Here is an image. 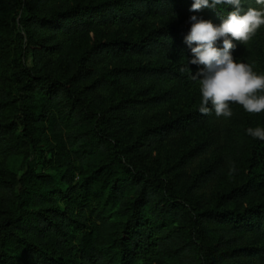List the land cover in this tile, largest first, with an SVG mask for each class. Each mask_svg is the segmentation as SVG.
Wrapping results in <instances>:
<instances>
[{"label":"trees","instance_id":"obj_1","mask_svg":"<svg viewBox=\"0 0 264 264\" xmlns=\"http://www.w3.org/2000/svg\"><path fill=\"white\" fill-rule=\"evenodd\" d=\"M22 5L0 0V264H264V88L226 77L264 0ZM32 150L53 170L9 168Z\"/></svg>","mask_w":264,"mask_h":264},{"label":"rangeland","instance_id":"obj_2","mask_svg":"<svg viewBox=\"0 0 264 264\" xmlns=\"http://www.w3.org/2000/svg\"><path fill=\"white\" fill-rule=\"evenodd\" d=\"M18 1V8L17 11L12 13V16H15L16 18L23 16L26 12L24 10V7L22 5V0ZM254 28L256 29V34L251 36L249 38L251 42V49L252 52L250 53L249 61L247 63H242L241 66L235 68L234 75L233 73L226 74V77H231V84L233 86V89L237 88L238 90V80L240 79H246V83H257L261 87L264 88V8L261 7L259 11L256 14V17L253 21ZM96 31L94 33H90L89 38L87 41H92L93 38L100 37L102 34H107V36H110L111 34L116 33V30L113 29V32L111 30L107 31ZM30 57H28V62H30ZM236 73V74H235ZM224 82V74L221 71H217L204 79L201 82V85H203L208 92L219 90L222 88ZM262 99L264 100V91L262 92ZM230 100V97H229ZM233 100V99H232ZM230 100V101H232ZM164 152H160L159 155H161ZM41 152L32 150L31 152H21L16 153L12 155V157L8 160V166L9 168L14 171L17 174H20L27 166V163L29 161L32 162L34 165V168L37 171H52L53 169L51 166H48V164H45L41 158ZM198 163H196L197 166ZM225 177L217 178L214 183L212 182L207 187V193L209 196H212V194L220 189V186L225 181ZM221 184V185H220Z\"/></svg>","mask_w":264,"mask_h":264}]
</instances>
